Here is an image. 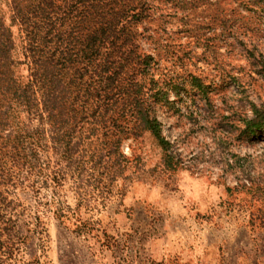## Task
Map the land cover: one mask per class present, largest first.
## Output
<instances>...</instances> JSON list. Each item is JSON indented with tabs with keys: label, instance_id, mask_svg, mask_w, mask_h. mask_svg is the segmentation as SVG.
<instances>
[{
	"label": "rangeland",
	"instance_id": "374dc122",
	"mask_svg": "<svg viewBox=\"0 0 264 264\" xmlns=\"http://www.w3.org/2000/svg\"><path fill=\"white\" fill-rule=\"evenodd\" d=\"M42 1L0 0L17 62V10ZM144 1L138 52L153 60L138 78L178 166L150 132L118 142L80 124L61 186L45 171L2 187L0 264H264V134L240 139L264 104V0ZM15 72L27 82V65ZM55 157L41 153L51 171Z\"/></svg>",
	"mask_w": 264,
	"mask_h": 264
},
{
	"label": "trees",
	"instance_id": "16d2710c",
	"mask_svg": "<svg viewBox=\"0 0 264 264\" xmlns=\"http://www.w3.org/2000/svg\"><path fill=\"white\" fill-rule=\"evenodd\" d=\"M146 12L144 0H43L33 12L18 9L23 62L14 59L12 33L0 24V205L7 200L2 187L15 185L24 173L47 171L43 184L61 186L64 164L78 162L71 138L90 120L114 129L118 142L150 132L165 152L166 167L176 169L172 144L138 78L153 60L138 52L137 24ZM18 65L28 66L27 82L17 77ZM252 115L240 132L249 143L264 134V104H254ZM50 149L56 156L52 171L41 159Z\"/></svg>",
	"mask_w": 264,
	"mask_h": 264
}]
</instances>
